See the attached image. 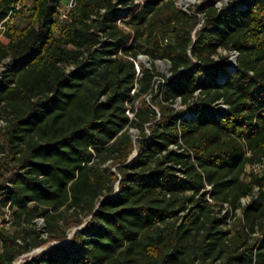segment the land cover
Instances as JSON below:
<instances>
[{"label":"trees","instance_id":"1","mask_svg":"<svg viewBox=\"0 0 264 264\" xmlns=\"http://www.w3.org/2000/svg\"><path fill=\"white\" fill-rule=\"evenodd\" d=\"M66 2L0 42V264H264V0Z\"/></svg>","mask_w":264,"mask_h":264},{"label":"rangeland","instance_id":"2","mask_svg":"<svg viewBox=\"0 0 264 264\" xmlns=\"http://www.w3.org/2000/svg\"><path fill=\"white\" fill-rule=\"evenodd\" d=\"M144 0H137L138 3H142ZM175 5L181 9H189L190 7L194 6V5H201L203 4L204 2L208 1V2H213V4H215V6L219 9H221L222 7H224L225 5H228L229 4V1L230 0H172ZM30 12H25L24 14H22L21 17H17L14 21V25H18L20 26V28L22 27H25L26 24H27V17L29 16ZM12 26V24H10ZM0 42L3 43V44H6L8 42V39L3 36L0 38ZM224 55H228L229 58H230V61L231 63L233 64H236V61H237V55L235 53H226V52H222ZM138 62L139 64L145 66V67H148L150 68L151 66V63H150V60L146 57V56H143L141 55L139 58H138ZM140 68V66H139ZM156 70L157 72H159L162 76H166V77H169L171 76L170 74V71H169V65L166 63V62H157L156 63ZM3 72V67H0V74ZM163 81V78L162 77H159L158 78V83L157 85H159L160 82ZM157 89V87H156ZM148 99L150 100V96L148 97ZM130 115H132V113H130ZM0 125H4L3 122H1ZM134 139H136V135H137V132L135 130H132L131 131ZM135 156H136V153H135ZM38 224V228H42L44 225H43V221L42 220H39L37 222ZM7 227H10L9 225H7ZM72 235V234H70ZM57 244H59L58 242H51L49 243L48 245L42 247V248H39V249H36L34 250L33 252L29 253V254H25L23 256H21L16 262L15 264H21L23 262H25L28 258H31L32 256L34 255H37L38 253H40L41 251L47 249V248H51L53 246H56Z\"/></svg>","mask_w":264,"mask_h":264},{"label":"built area","instance_id":"3","mask_svg":"<svg viewBox=\"0 0 264 264\" xmlns=\"http://www.w3.org/2000/svg\"><path fill=\"white\" fill-rule=\"evenodd\" d=\"M35 0H17L14 8L9 12L8 17L0 23V30L2 31L0 38L4 36V33L8 29V24H13L15 19L17 18V13L19 11L28 12L31 10V8L34 5ZM78 0H67V2L60 8L61 11V19H65L68 17L69 13L75 9L77 5ZM120 25L123 26L121 21L119 22ZM235 53L237 56L238 54ZM262 168H264V162L262 164H257L253 166V170L258 172L261 171ZM208 190H211V187H208ZM258 191V189H257ZM249 199H244L243 203H246ZM11 220V214L9 211H7L5 222L0 219V227L4 224L9 225Z\"/></svg>","mask_w":264,"mask_h":264},{"label":"water","instance_id":"4","mask_svg":"<svg viewBox=\"0 0 264 264\" xmlns=\"http://www.w3.org/2000/svg\"><path fill=\"white\" fill-rule=\"evenodd\" d=\"M132 158H134V156H133ZM71 236H72V235H71ZM68 241H70V238L67 240V242H68ZM57 245H58V244H57ZM45 250H46V249H45Z\"/></svg>","mask_w":264,"mask_h":264}]
</instances>
